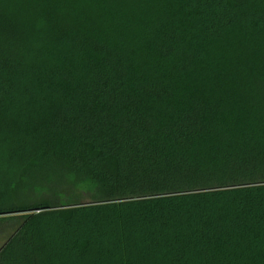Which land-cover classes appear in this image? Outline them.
Listing matches in <instances>:
<instances>
[{
	"label": "trees",
	"instance_id": "obj_1",
	"mask_svg": "<svg viewBox=\"0 0 264 264\" xmlns=\"http://www.w3.org/2000/svg\"><path fill=\"white\" fill-rule=\"evenodd\" d=\"M0 264H264V0H0Z\"/></svg>",
	"mask_w": 264,
	"mask_h": 264
},
{
	"label": "rangeland",
	"instance_id": "obj_2",
	"mask_svg": "<svg viewBox=\"0 0 264 264\" xmlns=\"http://www.w3.org/2000/svg\"><path fill=\"white\" fill-rule=\"evenodd\" d=\"M14 221H7L0 224V248L7 242L9 237L13 234L16 226Z\"/></svg>",
	"mask_w": 264,
	"mask_h": 264
}]
</instances>
